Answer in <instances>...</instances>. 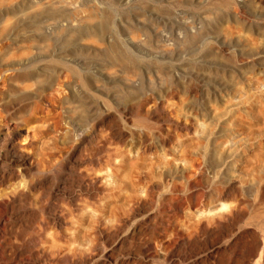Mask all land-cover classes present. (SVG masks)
I'll list each match as a JSON object with an SVG mask.
<instances>
[{"label":"rangeland","instance_id":"1","mask_svg":"<svg viewBox=\"0 0 264 264\" xmlns=\"http://www.w3.org/2000/svg\"><path fill=\"white\" fill-rule=\"evenodd\" d=\"M263 255L264 0H0V264Z\"/></svg>","mask_w":264,"mask_h":264},{"label":"bare ground","instance_id":"2","mask_svg":"<svg viewBox=\"0 0 264 264\" xmlns=\"http://www.w3.org/2000/svg\"><path fill=\"white\" fill-rule=\"evenodd\" d=\"M44 23L47 25V26H53V23H52V21L49 19V20H44ZM56 25H57V23H56ZM55 27V26H54ZM27 34H32L30 31H28V33ZM19 236H22V233L21 232H18V235H16V236H14V238L15 239H17ZM22 242H24V241H22ZM6 245H5V247H4V253L3 254H8V252L9 251H12V253H14L15 251H16V247L14 246V245H12V244H10V242L9 243H5ZM24 243H22L21 244V246L23 247L24 245V247H28V245L26 246V244H24ZM2 250V249H1ZM263 252V251H262ZM261 252L259 253L258 252V258L260 259L261 258ZM264 256V255H263Z\"/></svg>","mask_w":264,"mask_h":264}]
</instances>
